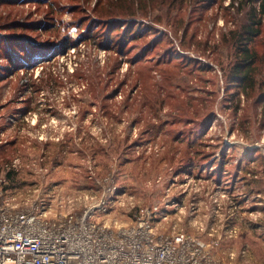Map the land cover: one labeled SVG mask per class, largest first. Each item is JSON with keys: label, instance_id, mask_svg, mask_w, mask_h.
Segmentation results:
<instances>
[{"label": "rangeland", "instance_id": "1", "mask_svg": "<svg viewBox=\"0 0 264 264\" xmlns=\"http://www.w3.org/2000/svg\"><path fill=\"white\" fill-rule=\"evenodd\" d=\"M14 2L0 5V46L9 32L31 46L15 75L0 58L9 205L81 214L113 188L93 211L104 226L154 206L162 232L204 240L215 264H264V25L257 90L226 86L252 2Z\"/></svg>", "mask_w": 264, "mask_h": 264}, {"label": "built area", "instance_id": "2", "mask_svg": "<svg viewBox=\"0 0 264 264\" xmlns=\"http://www.w3.org/2000/svg\"><path fill=\"white\" fill-rule=\"evenodd\" d=\"M113 191L106 189L81 214L51 217L9 205L0 187V264H215L204 240L162 232L157 207L138 208L118 230L97 221L95 207L106 210Z\"/></svg>", "mask_w": 264, "mask_h": 264}, {"label": "trees", "instance_id": "3", "mask_svg": "<svg viewBox=\"0 0 264 264\" xmlns=\"http://www.w3.org/2000/svg\"><path fill=\"white\" fill-rule=\"evenodd\" d=\"M235 2H239L241 4L243 0H232V6H234ZM250 2H252V5L250 7L251 9L246 22L243 23V25L241 26L240 32L235 34L234 37H232V39L235 41L234 55H236V61L232 65L230 73L226 76V86L239 89L240 93H243L245 95H249V93L255 92L258 87L257 66L259 55L257 54V51H255L253 43L255 42L256 37L261 33L262 27L264 25V0H250ZM253 3H256V6H254ZM7 4L13 5L15 4V2L14 0H0V5ZM151 4L152 3L146 2L144 4V8L147 9V7H149V5L151 6ZM137 13L138 11L134 14ZM110 16L116 19V16H114L113 14ZM3 19L4 17H0V21H2ZM9 21L10 22L5 23V28L14 29V27H21V25L16 24L17 22H15L14 20L9 19ZM123 25L124 28H127V26H129V23L125 22L123 23ZM137 29L140 30L139 24L136 25V29L134 30L136 31ZM116 30H118V28ZM18 37L22 38L23 34H14V32H9L8 35L3 36V40H5L6 42V47L0 46V58L5 59V61H7V65H5L6 69H9V66L13 67L10 70L11 75L19 73L20 69L23 68L22 65L24 63L21 58H24V56L27 57V50L29 49V46H31L26 43L23 47L20 44L16 43L15 41ZM21 42L23 43L24 41ZM170 56L171 54H168V57ZM30 59H32V56H30ZM33 60H36V58H33ZM2 74L3 73L0 70V75ZM152 76L153 73H150V69H148L144 75L145 79H149ZM261 94V99H263L264 101V92ZM8 175L10 176L11 173H9Z\"/></svg>", "mask_w": 264, "mask_h": 264}]
</instances>
